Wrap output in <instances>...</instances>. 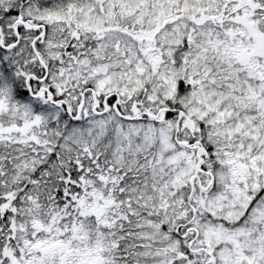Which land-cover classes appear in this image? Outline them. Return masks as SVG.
I'll return each mask as SVG.
<instances>
[{
    "label": "snow or ice",
    "instance_id": "1",
    "mask_svg": "<svg viewBox=\"0 0 264 264\" xmlns=\"http://www.w3.org/2000/svg\"><path fill=\"white\" fill-rule=\"evenodd\" d=\"M0 264H264V0H0Z\"/></svg>",
    "mask_w": 264,
    "mask_h": 264
}]
</instances>
